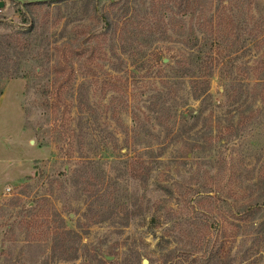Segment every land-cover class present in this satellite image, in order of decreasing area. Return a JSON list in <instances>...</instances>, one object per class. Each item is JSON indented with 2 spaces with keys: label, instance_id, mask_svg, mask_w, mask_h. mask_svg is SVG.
<instances>
[{
  "label": "rangeland",
  "instance_id": "1",
  "mask_svg": "<svg viewBox=\"0 0 264 264\" xmlns=\"http://www.w3.org/2000/svg\"><path fill=\"white\" fill-rule=\"evenodd\" d=\"M224 1L0 0V264H264V0Z\"/></svg>",
  "mask_w": 264,
  "mask_h": 264
},
{
  "label": "trees",
  "instance_id": "2",
  "mask_svg": "<svg viewBox=\"0 0 264 264\" xmlns=\"http://www.w3.org/2000/svg\"><path fill=\"white\" fill-rule=\"evenodd\" d=\"M186 0H182L183 3H185ZM189 3V2H188ZM204 3L207 4V12H211L212 9H216L219 11L220 9V5H224L225 1L224 0H204ZM112 6L115 5L114 2L111 3ZM126 8H122V13L118 18H121L123 16V14H125ZM115 18V17H114ZM99 21L101 20V22L103 23V25L105 26V28H108L107 30H109L111 28V25L113 24V22L110 19V15L107 14L106 12L101 15L98 19ZM192 35H190L191 37H193L194 41H191L190 39H188V43L190 45V47H194V43L197 42V38L195 37V32L191 33ZM190 37V38H191ZM217 46V45H216ZM215 45L213 43H210L209 45H207V48L205 49L203 55H204V60L203 62H205L206 64L212 65V61H214V57H213V49H214ZM64 52L58 51L56 53V59H55V65H54V72H55V80H54V85L55 86H63L64 84V78L65 76L69 73V64L66 62L65 60V55H63ZM263 67H264V60L262 63ZM210 71H208L207 75L203 76L202 78L204 79V84L206 85L205 91H207V87H208V83H209V77H210ZM261 76V77H260ZM259 79H257V83H256V88H255V92H256V96L257 98L261 99L262 102L264 101V69L261 71V75H260ZM159 187H161L159 185ZM163 189H165L166 191H169V189L167 187H162ZM262 206H264V201L263 202H258L257 200L254 202H251L249 205L246 206L245 208V212H254V211H250L256 209V208H261ZM56 218H55V224L56 227L53 229H50L52 231V235H53V249L54 251H56L57 249L60 250V252L63 253H67L68 252V237H69V232L66 230L65 225H64V220L61 218V216L58 213H55ZM58 220V221H57ZM48 228L51 227V224L48 223Z\"/></svg>",
  "mask_w": 264,
  "mask_h": 264
},
{
  "label": "water",
  "instance_id": "3",
  "mask_svg": "<svg viewBox=\"0 0 264 264\" xmlns=\"http://www.w3.org/2000/svg\"><path fill=\"white\" fill-rule=\"evenodd\" d=\"M4 6H5L4 2H0V8H4ZM144 264H146V263H144Z\"/></svg>",
  "mask_w": 264,
  "mask_h": 264
},
{
  "label": "built area",
  "instance_id": "4",
  "mask_svg": "<svg viewBox=\"0 0 264 264\" xmlns=\"http://www.w3.org/2000/svg\"><path fill=\"white\" fill-rule=\"evenodd\" d=\"M9 192H11V189H10V188H8V189L6 190V193H9Z\"/></svg>",
  "mask_w": 264,
  "mask_h": 264
}]
</instances>
